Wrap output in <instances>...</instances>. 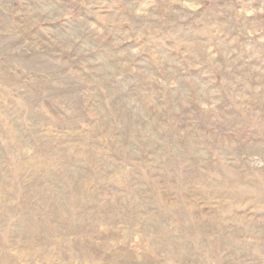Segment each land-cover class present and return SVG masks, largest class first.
<instances>
[{
	"label": "rangeland",
	"instance_id": "374dc122",
	"mask_svg": "<svg viewBox=\"0 0 264 264\" xmlns=\"http://www.w3.org/2000/svg\"><path fill=\"white\" fill-rule=\"evenodd\" d=\"M0 264H264V0H0Z\"/></svg>",
	"mask_w": 264,
	"mask_h": 264
}]
</instances>
